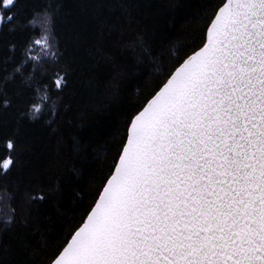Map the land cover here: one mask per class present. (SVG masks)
<instances>
[{
	"label": "snow or ice",
	"instance_id": "obj_1",
	"mask_svg": "<svg viewBox=\"0 0 264 264\" xmlns=\"http://www.w3.org/2000/svg\"><path fill=\"white\" fill-rule=\"evenodd\" d=\"M61 12L56 0L42 9L0 0V43L22 47L20 64L39 59L34 45L55 60ZM15 33L19 42L5 39ZM141 46V62L163 59L143 38ZM9 60L3 54L5 68ZM40 79L43 95L39 85L25 87L37 83L31 74L18 83L12 74L0 77V121L18 112L17 127L0 135L2 177L17 166L21 121L40 117L50 95L63 92L67 72ZM58 115L53 103L49 122ZM120 145L47 264H264V0H219L199 44L176 54L127 118ZM48 191L59 193V181ZM0 194L13 197L7 183ZM46 199L42 186L27 196L29 204Z\"/></svg>",
	"mask_w": 264,
	"mask_h": 264
},
{
	"label": "trees",
	"instance_id": "obj_2",
	"mask_svg": "<svg viewBox=\"0 0 264 264\" xmlns=\"http://www.w3.org/2000/svg\"><path fill=\"white\" fill-rule=\"evenodd\" d=\"M50 2L29 0L41 9ZM56 2L62 12L53 29L58 33L60 52L55 60L49 56L20 64L22 47L18 44L17 49H8L0 43V77L12 74L18 83L31 74L37 83L25 87L34 90L39 85L41 95L43 72H67L66 87L50 95L40 117L21 121L17 166L7 177L0 176V185L7 183L13 193L11 199L0 194V264H47L79 222L95 194L93 189L109 172L127 118L163 78L176 54L183 56L199 44L219 0ZM141 38L154 52L162 50L163 59L138 60L144 56ZM5 39L19 42L22 33L8 34ZM3 54L14 58L7 68ZM18 64L20 71L14 72ZM53 103L59 115L50 123ZM16 116L18 112L7 123L0 121V135L17 127ZM58 181L61 191L50 193L48 189ZM41 186L47 199L29 204L28 193H38ZM5 211L14 222L5 224Z\"/></svg>",
	"mask_w": 264,
	"mask_h": 264
},
{
	"label": "rangeland",
	"instance_id": "obj_3",
	"mask_svg": "<svg viewBox=\"0 0 264 264\" xmlns=\"http://www.w3.org/2000/svg\"><path fill=\"white\" fill-rule=\"evenodd\" d=\"M45 49L43 48L42 45H34L33 48L31 49V55L33 58H36V57H39V59H31L33 61H39L40 59H43V58H47L49 57V55H45ZM3 211V207L2 205L0 204V216L2 215V212ZM5 216L8 217V214L7 212L5 211L4 212ZM4 217V216H3Z\"/></svg>",
	"mask_w": 264,
	"mask_h": 264
}]
</instances>
